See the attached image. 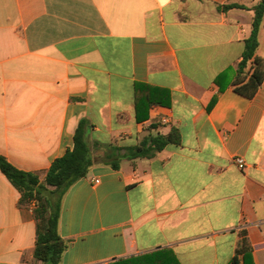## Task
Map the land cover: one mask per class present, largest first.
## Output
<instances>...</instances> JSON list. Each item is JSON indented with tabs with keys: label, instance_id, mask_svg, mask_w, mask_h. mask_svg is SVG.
Listing matches in <instances>:
<instances>
[{
	"label": "crops",
	"instance_id": "crops-1",
	"mask_svg": "<svg viewBox=\"0 0 264 264\" xmlns=\"http://www.w3.org/2000/svg\"><path fill=\"white\" fill-rule=\"evenodd\" d=\"M259 1L0 0V154L43 183L90 123L94 164L63 198L60 264L159 250L231 264L244 238L239 264H264V82L251 99L234 90ZM173 128L180 145L109 165ZM20 198L0 170V264H39L34 204Z\"/></svg>",
	"mask_w": 264,
	"mask_h": 264
},
{
	"label": "trees",
	"instance_id": "trees-1",
	"mask_svg": "<svg viewBox=\"0 0 264 264\" xmlns=\"http://www.w3.org/2000/svg\"><path fill=\"white\" fill-rule=\"evenodd\" d=\"M233 6H224L226 10ZM241 7V6H236ZM254 18L250 36L245 40L242 60L237 67V79L234 90L247 98H254L264 82V59L256 56L259 47V32L264 19V0L253 8ZM250 65V67H249ZM249 68V70H248ZM136 86L135 103L136 117L140 122V91ZM166 101H149V106L168 104L169 97L162 95ZM151 100V99H150ZM213 106V103L211 107ZM90 123L82 118L74 135V147L62 157L57 158L46 172L45 181H40V175L15 167L6 157L0 154V170L21 194V207L33 206L36 221V244L34 258L39 264H60L67 242L59 233V223L63 198L67 191L80 179L86 177L94 164L92 148L89 141ZM181 134L173 128L168 134H149L137 145L125 148L123 154L115 157L109 165L119 169L120 161L127 159L135 165L138 159H150L169 145H180ZM116 150H120L117 148ZM247 240L244 238L241 247L236 250V256L231 264H239V256L245 259ZM111 264H180L174 253L169 250H159L126 259L117 260Z\"/></svg>",
	"mask_w": 264,
	"mask_h": 264
},
{
	"label": "built area",
	"instance_id": "built-area-1",
	"mask_svg": "<svg viewBox=\"0 0 264 264\" xmlns=\"http://www.w3.org/2000/svg\"><path fill=\"white\" fill-rule=\"evenodd\" d=\"M164 122H166V120H164ZM234 162L238 165V167L240 169H244L245 166H246V162H245V160L242 157L234 158ZM97 182H99V181L97 180Z\"/></svg>",
	"mask_w": 264,
	"mask_h": 264
},
{
	"label": "rangeland",
	"instance_id": "rangeland-1",
	"mask_svg": "<svg viewBox=\"0 0 264 264\" xmlns=\"http://www.w3.org/2000/svg\"><path fill=\"white\" fill-rule=\"evenodd\" d=\"M120 163H122V161H120Z\"/></svg>",
	"mask_w": 264,
	"mask_h": 264
}]
</instances>
